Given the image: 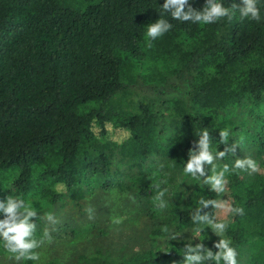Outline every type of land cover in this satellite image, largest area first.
Segmentation results:
<instances>
[{
  "label": "trees",
  "instance_id": "trees-1",
  "mask_svg": "<svg viewBox=\"0 0 264 264\" xmlns=\"http://www.w3.org/2000/svg\"><path fill=\"white\" fill-rule=\"evenodd\" d=\"M162 3L0 0V198L12 192L40 201L41 239L49 208L126 192L150 219V238L167 241L165 228L193 230L198 201L217 199L184 175L183 163L200 127L213 149L227 128L238 147L218 169L243 157L258 168L227 177L231 205L244 214H231L226 236L238 264H264V20L238 13L207 25L170 19L173 28L149 45L145 27ZM204 3L191 0L197 10ZM233 3L240 0H224ZM108 126L126 136L109 139ZM163 189L168 207L160 209ZM151 244L121 260L81 253L76 264H182V240L169 241L168 253ZM5 251L0 246V259ZM44 264L63 263L51 257Z\"/></svg>",
  "mask_w": 264,
  "mask_h": 264
},
{
  "label": "clouds",
  "instance_id": "clouds-1",
  "mask_svg": "<svg viewBox=\"0 0 264 264\" xmlns=\"http://www.w3.org/2000/svg\"><path fill=\"white\" fill-rule=\"evenodd\" d=\"M261 5H264V0H240L239 4L233 3L230 7L224 5V0H205L204 6L197 10L191 6V0H163L159 5V18L145 27L149 45L151 41L164 36L173 28L170 19L181 23L207 25L222 18L231 19L238 13L242 19L261 22L264 20ZM196 137L193 147L188 151V158L183 163V173L193 180H202V186H207L209 192L218 196L225 193L227 177L231 171L240 170L249 174L257 171V162L250 157L235 158L231 168L225 163L218 169L216 162L229 155L234 156L238 147L229 143V129L218 131L219 139L215 140V149L212 147L214 140L207 128L200 127ZM218 144L224 145L222 150L217 149ZM210 171L211 175L206 174ZM166 192L167 189L160 190L156 196L160 209L168 207ZM198 205L191 215L194 226L191 237L184 239L183 234L186 232L171 233L165 228L167 243L182 240L183 247L177 250L182 256V264H238L237 250L226 236L227 222L217 220L214 213L205 210L219 209L232 215H243V208L233 207L221 197L200 199ZM38 218V209L27 199L13 195L12 192L0 198V246L17 262L40 260V254L36 251L42 244V240L36 238ZM43 218L49 223H55L52 213H45ZM205 227L219 238L213 241L211 247L203 243V240L208 238L202 235ZM44 235L50 239L47 232ZM193 238L200 242L194 244ZM169 250L170 248H163L160 251L168 253Z\"/></svg>",
  "mask_w": 264,
  "mask_h": 264
},
{
  "label": "rangeland",
  "instance_id": "rangeland-1",
  "mask_svg": "<svg viewBox=\"0 0 264 264\" xmlns=\"http://www.w3.org/2000/svg\"><path fill=\"white\" fill-rule=\"evenodd\" d=\"M107 130L108 138L118 142L126 136L125 132L113 133L109 126ZM261 170L264 172V165ZM216 197L224 198L231 205L227 187L225 193L216 194ZM30 202L36 208H43L40 201ZM47 213L54 215L55 223L42 226L43 230L48 231L50 239L44 235L45 231L41 234L42 244L36 250L40 260L33 261V264H44L51 257L58 258L63 264H76L79 254L93 255L99 252L108 254L111 259L121 260L151 243L157 252L162 253L160 250L167 244L166 240L150 238V219L145 216L137 200L126 192L112 190L88 195L79 202V206L71 201L63 207L49 208ZM215 216L217 220L227 223L231 219L230 213L219 209H216ZM57 223H61L62 228L57 227ZM191 235L192 230L184 233L183 237ZM202 235L207 239H219L207 227ZM193 240L197 242L195 238ZM0 260L3 264L15 261L7 251Z\"/></svg>",
  "mask_w": 264,
  "mask_h": 264
}]
</instances>
